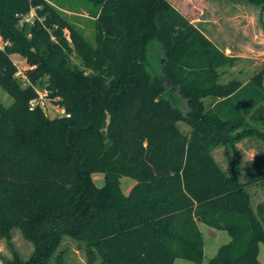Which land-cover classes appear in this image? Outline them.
<instances>
[{
  "label": "trees",
  "instance_id": "1",
  "mask_svg": "<svg viewBox=\"0 0 264 264\" xmlns=\"http://www.w3.org/2000/svg\"><path fill=\"white\" fill-rule=\"evenodd\" d=\"M86 1L96 6L94 44L49 0H0V36L10 42L0 50V85L14 99L0 112V239L18 227L35 246L12 264H49L65 236L84 243L88 264H202L204 224L231 236L209 264H263L264 199L252 207L248 188L264 192V153L245 163L241 181L229 149L245 136L264 141V65L226 90L216 71L237 57L168 0ZM245 1L264 10V0ZM31 8L44 20L20 26L17 14ZM11 42L31 63L25 82ZM73 50L90 74L72 66ZM154 52L166 59L156 78ZM43 88L60 117L31 108ZM209 97L218 99L206 108ZM220 143L231 145L228 170L213 155ZM98 171L102 187L91 180ZM121 177L136 181L128 194Z\"/></svg>",
  "mask_w": 264,
  "mask_h": 264
},
{
  "label": "rangeland",
  "instance_id": "2",
  "mask_svg": "<svg viewBox=\"0 0 264 264\" xmlns=\"http://www.w3.org/2000/svg\"><path fill=\"white\" fill-rule=\"evenodd\" d=\"M49 2L60 6L69 22L77 29H81L87 40L94 44L95 25L94 17H91L90 12L96 10L95 5L91 6L86 0H49ZM168 2L198 27L219 50L228 56L237 57L233 65L220 67L216 71L218 73L217 82L227 87L226 90H229V86L234 81L242 84L247 83L263 67L264 10L259 6L245 0H168ZM64 30L65 37L70 43V32L68 29ZM11 43L13 45L11 58L16 63L18 70L24 73L31 63L28 62L27 57L23 56V51L20 50L22 47L16 46L14 42ZM155 47L156 44L153 43L150 49L152 53ZM67 56L73 67L85 69L87 74L91 73L85 68L84 61L75 50L67 53ZM165 60L162 56L155 55L149 69L153 78H156L157 74H162ZM38 90L41 93L46 92L48 96L46 104L42 108L45 114L50 118H56L65 113L63 107L56 103L58 98L51 96V91H45L44 88ZM169 91L174 92L175 108L184 113L189 112L187 100L174 89ZM217 99L215 97L206 98V108H209ZM13 105L14 99L0 85V112ZM178 126L188 134L192 130L184 122H179ZM226 146L231 147V145L220 143L213 149L215 160L220 162L223 168L227 167L228 163L225 154ZM232 147L235 148V151L233 152L230 148V156L235 154L239 161L247 159L251 154L264 153V141L255 136L238 139ZM225 170L227 169L225 168ZM91 180L97 187H102L105 184L104 174L100 171L92 173ZM120 181L125 194H128L136 183L129 177H121ZM248 193L251 196V206L254 207L255 201L260 199L262 194L257 187L249 189ZM200 230L205 251V260L202 264H209V260L216 256L221 246L227 244L230 238L227 231L217 230L205 224L200 225ZM9 237L4 236L3 239H0V264H12L16 258L23 262L28 261L33 254L34 243L27 239L18 227H13ZM259 246V259L264 264V243H260ZM57 252L58 254L49 264H88L84 243L69 236H65ZM173 264L197 263L177 258Z\"/></svg>",
  "mask_w": 264,
  "mask_h": 264
},
{
  "label": "built area",
  "instance_id": "3",
  "mask_svg": "<svg viewBox=\"0 0 264 264\" xmlns=\"http://www.w3.org/2000/svg\"><path fill=\"white\" fill-rule=\"evenodd\" d=\"M31 11L29 13L26 14H17V17L19 19V25L20 26H24V24H34L36 21L42 22L44 20V17H39L37 10L35 8H31ZM52 40L55 41V37L51 36ZM7 44H9V41H4L1 36H0V50H4L5 47L7 46ZM16 77L20 78L21 80H23L25 82V75L24 73H22L21 71L18 70V72L16 73ZM47 91V90H45ZM38 93V98L34 99L30 102L31 108H34L36 106H40L41 108L44 107V105L46 104L47 101V94L46 92H39V90L37 91ZM67 116H70L69 114Z\"/></svg>",
  "mask_w": 264,
  "mask_h": 264
},
{
  "label": "crops",
  "instance_id": "4",
  "mask_svg": "<svg viewBox=\"0 0 264 264\" xmlns=\"http://www.w3.org/2000/svg\"><path fill=\"white\" fill-rule=\"evenodd\" d=\"M257 154V153H256ZM256 154H251L247 159H245V160H240V177H241V181H243V179H244V177H243V175H242V172H243V168H244V165H245V163L247 162V161H250V160H253L254 159V157H255V155ZM228 160V159H227ZM218 163H220V162H218ZM222 165V164H221ZM223 167V166H222ZM227 170L230 168V165H229V160H228V163H227V167H225ZM224 168V169H225ZM255 187H257L258 189H259V191L261 192V194H262V196H261V198L260 199H258V200H256L255 201V203H254V207H255V205L259 202V201H261V200H263L264 199V192H263V190L260 188V187H258V186H255ZM255 187H250V188H248V190L249 189H252V188H255ZM228 235H229V233H228ZM229 238H230V240L227 242V243H229L230 241H231V236L229 235ZM259 256H260V254H259Z\"/></svg>",
  "mask_w": 264,
  "mask_h": 264
}]
</instances>
